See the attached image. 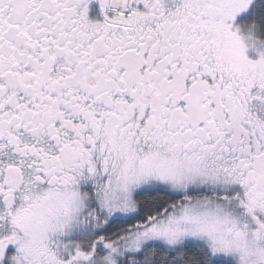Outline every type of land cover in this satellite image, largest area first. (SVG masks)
<instances>
[{
    "label": "snow or ice",
    "instance_id": "6c2138e0",
    "mask_svg": "<svg viewBox=\"0 0 264 264\" xmlns=\"http://www.w3.org/2000/svg\"><path fill=\"white\" fill-rule=\"evenodd\" d=\"M0 264H264V0H0Z\"/></svg>",
    "mask_w": 264,
    "mask_h": 264
}]
</instances>
